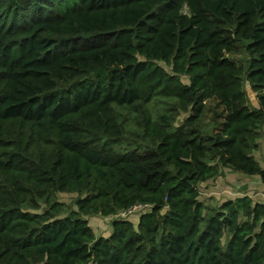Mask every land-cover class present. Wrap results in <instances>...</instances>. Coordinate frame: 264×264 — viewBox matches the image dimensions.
I'll list each match as a JSON object with an SVG mask.
<instances>
[{"label":"trees","instance_id":"obj_1","mask_svg":"<svg viewBox=\"0 0 264 264\" xmlns=\"http://www.w3.org/2000/svg\"><path fill=\"white\" fill-rule=\"evenodd\" d=\"M263 125L264 0H0V264H264Z\"/></svg>","mask_w":264,"mask_h":264},{"label":"rangeland","instance_id":"obj_2","mask_svg":"<svg viewBox=\"0 0 264 264\" xmlns=\"http://www.w3.org/2000/svg\"><path fill=\"white\" fill-rule=\"evenodd\" d=\"M228 56L230 58H232L238 65H241L242 67L245 64V55L242 51L238 50L236 52H232L230 54H228ZM161 64H163V66L167 69L170 70V67H168L166 64L160 62ZM183 80L186 81L187 78L183 77ZM245 89L246 92L248 94V98L249 101L251 102V104L253 106H255L257 104L256 99H255V94L254 92L251 90L250 85L248 84V82H246L245 84ZM182 116H180L177 121L181 119ZM184 117V116H183ZM182 117V118H183ZM262 131H264V125L262 126ZM263 155L264 153V133L262 132L261 134V138H260V148L257 152L253 153L254 158L259 162V164L264 168V158H261L259 154ZM232 170L229 168H223V175L220 176L219 178H216L213 181H204L199 183L198 189H199V197L200 200L202 201V203L205 206H209V205H217L219 203H221L222 201H225L226 199H228V197H233L234 195H231L229 192L232 189V187H234L235 185L239 184L240 185H246V186H252L249 181H245V180H240V178L238 177V175L236 176V174H232L231 172ZM235 175V176H230L228 177L227 175ZM240 175V174H239ZM243 176V175H241ZM245 177V176H243ZM237 178V179H235ZM228 181H230V186L225 185ZM243 182L242 183H240ZM252 190L246 193L251 194ZM239 195H243L242 193H238ZM250 196V195H249ZM57 198H59V200H62L66 203L71 202V200L76 197V193H57L56 195ZM133 210H131L128 213H125L124 215L119 214L118 216H124L127 217L129 215L130 219H136V216L134 215L135 213L132 212ZM90 225L92 226L94 232L96 235H106L108 234L109 230H110V225H109V221L110 219H106V217H102L100 215L98 216H92V217H88Z\"/></svg>","mask_w":264,"mask_h":264},{"label":"crops","instance_id":"obj_3","mask_svg":"<svg viewBox=\"0 0 264 264\" xmlns=\"http://www.w3.org/2000/svg\"><path fill=\"white\" fill-rule=\"evenodd\" d=\"M263 133H264V131H263ZM259 155H260L261 158H264V153H263V155H262V153L259 154ZM231 172H232V174H236V176L238 175L240 180L249 181V183L252 186L251 187L250 186H246V185H240L239 186V184L235 185L234 187H232V189L229 192L231 195H234V196L233 197L232 196L228 197V199L229 198L230 199H234L236 197H240V196H243V195H248V196L250 195V197L252 198V200L254 202L264 203V183L261 181L259 176H257V175L246 176L245 175V177H243L244 175L241 176L242 173L235 172V171H231ZM227 176L230 177V176H235V175H230L229 174ZM235 179H237V178H235ZM209 181H213V179L208 180V182ZM229 182L230 181H228L225 185L230 186ZM240 183L243 184V182H241V181H240ZM251 190H252L251 194L246 193V192H249ZM238 193H242L243 195H239Z\"/></svg>","mask_w":264,"mask_h":264},{"label":"built area","instance_id":"obj_4","mask_svg":"<svg viewBox=\"0 0 264 264\" xmlns=\"http://www.w3.org/2000/svg\"><path fill=\"white\" fill-rule=\"evenodd\" d=\"M130 211H131V210H130ZM130 211H129V212H130ZM125 213H128V212H124V211H123V212H120L119 214L124 215Z\"/></svg>","mask_w":264,"mask_h":264}]
</instances>
